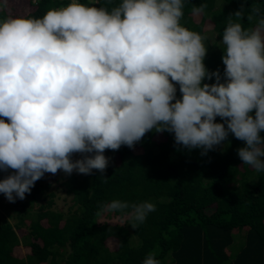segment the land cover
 Wrapping results in <instances>:
<instances>
[{
  "label": "clouds",
  "instance_id": "obj_1",
  "mask_svg": "<svg viewBox=\"0 0 264 264\" xmlns=\"http://www.w3.org/2000/svg\"><path fill=\"white\" fill-rule=\"evenodd\" d=\"M98 2L70 0L41 17L0 16V171L12 170L0 193L15 202L45 173H103L106 150L132 148L153 131L173 133L177 145L201 155L232 134L244 142L243 164L264 172L261 8L242 4L227 17L222 78L204 64L208 37L181 23L184 0ZM7 8L0 0V13ZM155 210L150 201L101 208L126 212L133 228ZM142 264L161 261L150 252Z\"/></svg>",
  "mask_w": 264,
  "mask_h": 264
},
{
  "label": "trees",
  "instance_id": "obj_2",
  "mask_svg": "<svg viewBox=\"0 0 264 264\" xmlns=\"http://www.w3.org/2000/svg\"><path fill=\"white\" fill-rule=\"evenodd\" d=\"M69 2L8 0L0 16L41 17ZM184 2L181 23L208 37L204 64L223 78L227 17L242 4L246 9L259 6L264 14V0ZM116 3L99 0L98 6ZM202 4H207L204 12H195ZM242 23L249 26L246 16ZM204 82L214 83L215 77ZM243 146L229 134L201 155L200 149L177 145L173 133L153 131L132 148L106 150L109 164L103 173L94 169L80 175L74 170L57 179L54 189L49 180L36 181L29 198L20 201L17 221L0 217V264H142L150 252L157 253L161 264H264V172L243 164L237 153ZM79 158V153L72 156ZM8 174L0 171V179ZM59 189L72 194L67 211L55 200ZM39 198L45 202L37 204ZM113 200L150 201L156 210L133 228L126 212H106L125 223L101 219L102 206Z\"/></svg>",
  "mask_w": 264,
  "mask_h": 264
},
{
  "label": "rangeland",
  "instance_id": "obj_3",
  "mask_svg": "<svg viewBox=\"0 0 264 264\" xmlns=\"http://www.w3.org/2000/svg\"><path fill=\"white\" fill-rule=\"evenodd\" d=\"M12 170L9 169V174H11ZM65 173L60 170L58 171L56 174H51V173H45V175L38 181L40 182H46V181H51L52 182V189H54L57 186V182L56 180L59 179L61 176H63ZM80 174V173H79ZM83 175V174H80ZM72 194H67L62 190H58L57 192V196L55 197V200L58 204H60V206H63V208L65 209V211H67L69 209V207L73 204V201L71 200ZM29 196L27 195V193L25 194V198L23 200L19 199V200H15V202H9L8 199L4 196V194H2V196L0 197V217H6L8 218L11 222H16L17 221V216L15 214H17L19 211H17L18 209H21V205H20V201H24L26 199H28ZM45 201L43 199H40L37 201V204L39 203H44ZM38 205H36L35 207H37ZM108 215L106 212H104V215L102 216L101 219L106 220L108 219ZM109 219H113V220H118L122 223H125V219L124 218H117V217H110ZM22 250L25 251V248H23Z\"/></svg>",
  "mask_w": 264,
  "mask_h": 264
}]
</instances>
